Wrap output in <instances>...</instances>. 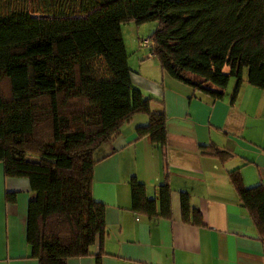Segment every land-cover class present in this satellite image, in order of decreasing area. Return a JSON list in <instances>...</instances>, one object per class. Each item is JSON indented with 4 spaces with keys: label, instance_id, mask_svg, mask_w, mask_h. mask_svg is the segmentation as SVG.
I'll use <instances>...</instances> for the list:
<instances>
[{
    "label": "trees",
    "instance_id": "1",
    "mask_svg": "<svg viewBox=\"0 0 264 264\" xmlns=\"http://www.w3.org/2000/svg\"><path fill=\"white\" fill-rule=\"evenodd\" d=\"M150 22L159 70L192 92L219 100L230 79L233 99L243 84L264 91V0H0V164L28 182L25 242L37 264L89 256L102 239L104 206L91 194L100 146L134 115L147 118L137 139L165 144V115L133 87L120 33ZM227 178L264 239V185L244 187L237 170ZM128 185L130 208L155 216L143 186ZM168 194L158 187L163 217ZM179 207L203 225L184 193Z\"/></svg>",
    "mask_w": 264,
    "mask_h": 264
},
{
    "label": "crops",
    "instance_id": "2",
    "mask_svg": "<svg viewBox=\"0 0 264 264\" xmlns=\"http://www.w3.org/2000/svg\"><path fill=\"white\" fill-rule=\"evenodd\" d=\"M137 40L138 58L126 54L131 83L151 100V112L165 115V144L137 139L134 129L147 118L134 115L95 151L91 194L104 206V235L91 255L66 264H264V239L227 178L237 170L244 187L264 185V91L243 84L233 99L229 80L216 101L192 92L163 74ZM131 178L143 186L145 199L154 200L155 216L130 208ZM162 185L169 190L168 217L157 213ZM9 193L13 202L5 199ZM181 193L199 213L201 227L181 216ZM31 196L28 182L5 178L0 164V264H37L25 242Z\"/></svg>",
    "mask_w": 264,
    "mask_h": 264
},
{
    "label": "rangeland",
    "instance_id": "3",
    "mask_svg": "<svg viewBox=\"0 0 264 264\" xmlns=\"http://www.w3.org/2000/svg\"><path fill=\"white\" fill-rule=\"evenodd\" d=\"M155 23L150 22L143 25L136 26L134 24H125L120 27L121 38L126 45V54L129 57L137 59V51L134 48L133 41L136 39H147L150 33L154 30ZM132 47V50L129 48ZM233 81V79H230Z\"/></svg>",
    "mask_w": 264,
    "mask_h": 264
},
{
    "label": "built area",
    "instance_id": "4",
    "mask_svg": "<svg viewBox=\"0 0 264 264\" xmlns=\"http://www.w3.org/2000/svg\"><path fill=\"white\" fill-rule=\"evenodd\" d=\"M137 45H138L140 48H144V49L147 50V55H146V56H147L148 58H152V57H153V55H152V53H151V48H152V46H153L152 41L146 39V40L141 41V42L138 43Z\"/></svg>",
    "mask_w": 264,
    "mask_h": 264
}]
</instances>
